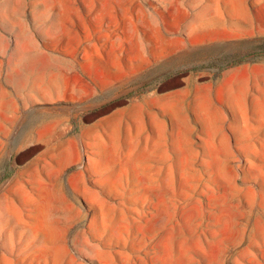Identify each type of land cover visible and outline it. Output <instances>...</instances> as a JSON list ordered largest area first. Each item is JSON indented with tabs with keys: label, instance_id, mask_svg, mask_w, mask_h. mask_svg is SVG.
<instances>
[{
	"label": "rangeland",
	"instance_id": "374dc122",
	"mask_svg": "<svg viewBox=\"0 0 264 264\" xmlns=\"http://www.w3.org/2000/svg\"><path fill=\"white\" fill-rule=\"evenodd\" d=\"M0 264H264V0H0Z\"/></svg>",
	"mask_w": 264,
	"mask_h": 264
}]
</instances>
